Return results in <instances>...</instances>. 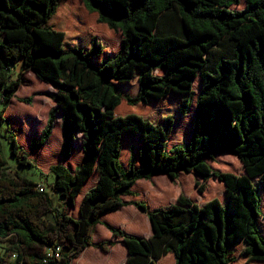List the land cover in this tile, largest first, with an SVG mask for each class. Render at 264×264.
Masks as SVG:
<instances>
[{"label":"trees","instance_id":"trees-1","mask_svg":"<svg viewBox=\"0 0 264 264\" xmlns=\"http://www.w3.org/2000/svg\"><path fill=\"white\" fill-rule=\"evenodd\" d=\"M240 1L81 0L87 12L97 14L101 30L120 31V47L109 53L97 34L60 26L55 15L63 3L81 18L74 0H0V120L7 124L2 113L21 75L31 70L54 89L55 105L30 148L46 143L58 112L64 159L76 133L83 137L82 159L74 169L62 163L49 167L48 186L61 197L56 207L42 183L6 169L0 133V264H71L92 245L100 218L124 205L122 196L134 194L137 180L158 173L174 180L179 172L194 176L200 196L215 179L223 198L198 204L179 193L174 203L151 210L143 201L129 202L147 215L152 234L143 238L108 227L126 248L123 264H156L165 255L173 264L264 262L258 228L261 199L264 203V190L259 193L260 186L264 189V0L230 8ZM197 77L191 136L167 149L172 114L189 112ZM134 80L138 92L132 96L126 88ZM123 103L131 111L117 115ZM6 130L16 164L37 168L8 125ZM226 153L238 158L242 173L211 167L208 160ZM94 171L97 182L73 217L75 198ZM112 244L95 246L107 251ZM48 250L52 254L46 255Z\"/></svg>","mask_w":264,"mask_h":264},{"label":"rangeland","instance_id":"rangeland-1","mask_svg":"<svg viewBox=\"0 0 264 264\" xmlns=\"http://www.w3.org/2000/svg\"><path fill=\"white\" fill-rule=\"evenodd\" d=\"M74 2L79 10L77 14H80L81 18L75 17L74 14L69 11L68 5L65 7L66 4L63 3L59 6L58 11L55 15V17L58 19V22H60L61 24L60 26L71 29L77 26L79 27V29H83L85 31L87 30L91 34H97L98 37L105 43L107 52H116L120 47L122 38L120 31L113 32L109 30L107 31V29L106 31L101 30V26L99 27L96 25L97 14L87 12L81 0H74ZM244 7L245 2L243 0H241L239 4L230 6V8L234 11L242 10ZM18 73L19 71L16 68L15 72L13 73V77H16ZM155 73L159 74L161 72L157 70L155 71ZM192 89L194 91V95L189 112L183 117H181L178 113L172 114L173 123L166 142L167 149L177 144L184 145L188 142L191 136V120L193 117L194 102L200 90V80L198 77L192 83ZM126 91L132 96H135L137 94L138 84L136 80L130 83V85L126 88ZM53 92L54 89L45 82L38 80L31 70L25 71L23 75H21V84L18 90L15 92L6 110L2 113V119L5 120L7 124L0 120V133L2 134V151L7 162L5 166L6 169L10 173L16 170L19 174L28 177L34 182L42 183L44 189L50 194L53 205L59 207L61 197L58 193L53 192L48 186V184L53 181V175L51 172H49V167L55 163H62L69 169L75 167L77 165V161L82 159L81 145L83 137L80 132L76 133L75 140L71 145L70 154L66 159H64V150L62 149L63 137L61 128V114L58 112L55 114L54 126L50 135L51 137H49L47 143H45L40 149L37 150H32L30 148L31 141L37 140L39 138L40 132L46 124L49 110L55 105L54 101L51 98ZM28 98H30V100L27 103L24 101V99ZM123 104L124 105L121 106L119 110L117 109V115L126 114L131 111L127 106H125V103ZM162 105L164 106L168 104L162 103ZM1 108L2 104L0 102V110ZM158 109L160 110L162 108ZM158 109H153V111L155 110L156 112ZM150 110L151 109H145L144 112H149ZM138 112L141 111L138 110ZM7 125L9 126V129L15 134L19 145L27 152L28 157L34 161L37 168L16 164L14 158L10 154V143L3 136L7 134ZM137 139H133V152L135 153L136 146L139 144L136 141ZM124 155H126V153ZM208 162L213 169L218 171H230L234 173L243 172L240 161L233 154L226 153L216 155L213 160H208ZM135 165L139 166L137 159ZM134 185V196H136L138 200L143 201L147 206H150V208L152 209L160 205L167 204V200L172 193L176 195L179 193H183L185 196L198 203H202L206 199L213 196H219L220 199L223 198L222 186H220V184L215 179L207 182V185L209 187L204 193V196H206V194L208 195L204 197L200 196L194 186V176L191 174H186L184 172H180V174L174 180L170 179L164 173H158L151 177L149 180L139 179L135 182ZM263 190V187L260 186L259 193L261 194ZM124 199L129 198L125 197ZM131 199L135 198L131 197ZM127 206L134 208L132 204H124L115 211L107 213L110 214L108 215L107 219L110 222H114L117 227L127 233H139L142 231V223L135 224L127 222V226L125 228L124 224L120 223L123 216H126L127 218H130L132 216V213L130 212V210H128L130 208ZM260 210L261 216L258 220V228L259 232L264 236V203L262 204V199L260 202ZM77 211L78 209L76 208V212ZM124 213H126L127 215H125ZM74 214L75 213L73 211L72 215ZM46 217L50 221H53V216L51 213L47 214ZM146 219L147 221H149L147 217ZM108 224L111 223H107L105 220H103L99 226L109 231ZM98 236H104L103 231H99ZM3 249L4 247L1 246V250ZM248 264H264V262L250 261Z\"/></svg>","mask_w":264,"mask_h":264},{"label":"crops","instance_id":"crops-1","mask_svg":"<svg viewBox=\"0 0 264 264\" xmlns=\"http://www.w3.org/2000/svg\"><path fill=\"white\" fill-rule=\"evenodd\" d=\"M135 139H137V138H135ZM50 140H51V138H50ZM47 141H46V143H47ZM136 141L139 143L138 139ZM138 145L136 146V151H137ZM135 156H136V159H137V152L135 153ZM80 159H81V157H80ZM79 162H81V160L77 161V165L79 164ZM72 169H74V167ZM179 174H180V172H179ZM96 182H97V173L94 171L89 176V178L86 179V181L83 183L82 188L80 190V193L75 198L74 206L70 210V214L71 215H72L73 211L75 213L74 215H72L73 217H77L78 216V211L76 212V208L77 209L79 208V204L81 202V199H82L83 195L90 188H92L96 184ZM132 191L134 192L133 195L122 196V200H123V202L125 204L129 205L130 204L129 202H131V201H141V200H138V198L136 196H134L135 195V185L132 186ZM262 192H261V194H262ZM178 195L179 194L176 195L174 193L170 194V197L167 200V204H163V205H160V206H165V205H168L170 203H174ZM125 197L129 198V199H124ZM131 197H133L135 199H131ZM164 203H166V202H164ZM196 203H198V202H196ZM198 204H201V203H198ZM160 206H158V207H160ZM127 207H129V206H127ZM127 207H125V208H127ZM129 208L130 209H128V210H130V212L132 213V216L130 218H127L126 216H123L121 218V222L120 223L124 224V228L127 226L126 225L127 222L128 223L129 222L130 223H135V224L142 223V225H143L142 226V231L139 232V233L138 232H132V234L135 235V236L143 237V238H149L151 236V234H152V230H151V226H150L149 221H147V219H146L147 215L143 211L137 209L135 206H134V208H136V209H134L132 207H129ZM148 208L150 210L152 209V208H150V206H148ZM120 209H122V208H120ZM124 214L127 215L126 213H124ZM108 215H110V214H107V213L104 214L100 218V222L95 226L94 231L92 233V245L86 246L78 254V256L75 257L72 260L71 264H123V263H125V261H126V259L128 257V254H127L125 246L121 242V237L120 236H113L110 230L107 231L106 229H103L101 226H99L100 223L103 220H105L107 223L108 222L111 223V224H108L109 226L119 228V227L116 226V224L114 222H110L107 219ZM99 231H103V235L104 236L99 237L98 236V232ZM102 241H112L113 244L111 246H109L107 251H102L99 248L95 247V245L97 243L102 242ZM173 263H174V261H173V258L171 257V255L161 256L156 262V264H173Z\"/></svg>","mask_w":264,"mask_h":264},{"label":"built area","instance_id":"built-area-1","mask_svg":"<svg viewBox=\"0 0 264 264\" xmlns=\"http://www.w3.org/2000/svg\"><path fill=\"white\" fill-rule=\"evenodd\" d=\"M38 189L40 191H43V187L41 185H38ZM58 251H59V246H56L55 247V252H58ZM50 254H52V251L51 250H48L47 253H46V255H50ZM55 255L57 256V253H55Z\"/></svg>","mask_w":264,"mask_h":264}]
</instances>
